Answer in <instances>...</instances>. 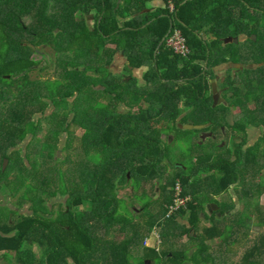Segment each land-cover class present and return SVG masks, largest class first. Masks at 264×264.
<instances>
[{
	"label": "trees",
	"instance_id": "16d2710c",
	"mask_svg": "<svg viewBox=\"0 0 264 264\" xmlns=\"http://www.w3.org/2000/svg\"><path fill=\"white\" fill-rule=\"evenodd\" d=\"M149 1L0 0V116L4 117L0 122L21 124L0 127V134L18 142L31 135L29 150L21 158L16 150L9 155L0 151V187L19 192L33 210L18 218L0 202V252L7 256L14 253L17 263L134 264L132 249L156 230L161 243L159 247L143 246L142 264H218L208 252L207 242L220 239L225 250L230 242L248 238L252 219L245 210L252 201L259 224L264 226V205L259 203L264 184H243L246 174L256 176L264 169V162L255 165L258 162L252 160L249 150L225 147L216 152L210 146L196 150L197 166L188 172L179 168L167 173V167L161 165L168 157L164 137L178 139L177 133L188 131L180 129L181 125L209 124L212 138H220V126L227 125L224 115L230 107L242 105L228 99L229 106H214L210 80L215 77L214 68L228 61V51L220 49L227 34L216 35L213 28L214 39L207 41L200 34L202 25L213 22L216 13L231 3L240 11L259 14L252 19L248 16V21L245 14L239 16L237 30L231 35L246 36L248 30L249 37L252 31L256 37L253 57L264 62V0H172V13L167 0L163 9L146 11ZM92 12L93 28L85 19ZM173 27L185 37L190 50L187 58L173 55L165 46ZM39 46L54 53V60L45 64L55 68L54 80L29 76L34 67L43 68L31 57ZM120 55L128 61L123 67L125 78L112 71ZM132 69L144 70L142 80ZM255 72L264 80V63ZM245 84L250 86L247 81ZM223 86L235 90V79L229 75ZM98 96L107 97L108 103L99 101ZM76 99L83 106L77 114L69 107ZM49 109L53 110L49 113ZM76 127L83 130L79 138ZM39 132L47 135L46 140L36 139ZM65 134L76 141L72 147L78 160L64 168L55 166L54 153L60 149L58 135ZM4 157L9 159L6 168ZM197 171L214 174L206 173L205 182H197ZM162 177L165 181H158L161 192L144 204L148 210L142 212V219L130 214L118 196L121 187L130 182L138 188L141 182ZM207 180L221 192L243 184L236 196L244 209L234 212L233 203L223 202L221 210L211 195L219 209L205 213L198 193L199 185ZM176 182L190 201L167 216ZM89 189L92 196L87 195ZM57 193L68 196L65 210L43 216L50 212L48 199ZM183 220L186 222L181 223ZM202 220L210 225L199 234ZM115 233L128 234L118 241ZM184 236L188 241L177 244ZM35 244L41 248L39 259L31 253ZM191 244L196 249L190 252ZM238 264H264V233Z\"/></svg>",
	"mask_w": 264,
	"mask_h": 264
},
{
	"label": "rangeland",
	"instance_id": "374dc122",
	"mask_svg": "<svg viewBox=\"0 0 264 264\" xmlns=\"http://www.w3.org/2000/svg\"><path fill=\"white\" fill-rule=\"evenodd\" d=\"M85 19H86L88 26L93 28L94 14L86 15ZM251 45H253L252 47V51H253L254 46L256 44H254V41H253V44ZM36 50L37 51L34 54H32L31 57L34 61L41 62L43 68L40 69V66L34 67L32 71L29 73L30 78L33 80H36V79L54 80L55 79V68L45 66L46 63L52 62L54 60L53 51L50 48H45V47L43 48L41 46L36 48ZM117 58L118 59H116V62H118V64L116 62L113 64L112 71L114 73H120V75L125 78L126 72L124 71L123 67L128 65V61L126 60V58H124V56H121V55L118 56ZM122 59H125V61H123ZM259 61H262V60H257L252 55L250 54L248 55L247 63L249 65H255L256 63L257 64L264 63V62H259ZM255 69L257 70V68L248 69L247 71L240 70L238 74H236V77L233 78L235 79V82H236L235 90L231 91L229 89L227 91L228 96H227V93H224V97H226L229 100L231 99L232 103H235V100L239 101V103L242 104L241 105L242 107L244 105L242 103L243 100H247L248 97L251 96L256 91L263 92L264 91V80H262L263 78H258L257 77L258 75L257 76L254 75L256 73ZM132 70H133L134 76H136L139 80H142V77L144 75V70L143 69H140V70L132 69ZM245 81L249 82L250 84L249 87L246 86ZM96 98H98L99 101H102V103H105V104L108 103L107 97L98 96ZM72 99L73 98H71L70 101H72ZM77 105H79V103L76 99L74 106L76 107ZM69 107H71L70 109L72 110L73 108L72 103L69 105ZM125 107H126L125 104L121 105V110L124 112L127 109ZM216 107L222 108V104L216 105ZM137 108L138 107H136V109ZM52 110L53 109H49L48 110L49 113ZM52 125H55V123H52ZM184 133L185 134L177 133L178 139H175L174 141L171 138L172 137L171 135H169V137L167 138L164 137L165 143H166V144L164 143V145L168 151V157L167 156L165 157V160L161 162V165H165L167 167V173H171L173 170H176L179 168L183 169V171L185 172H188L190 167L196 168L197 166L196 165L197 164L196 155H195L196 150L197 151L198 150L202 151L201 149L208 150V146H210L213 149V151H216V152H220L221 148L225 149V147L234 149V144L232 143L230 139V135H229V131L227 127L226 129H224L225 135H220L221 138H217V139H213L212 137L208 135L207 136L209 138H204L203 133L194 132V130H188L187 132H184ZM82 134H83L82 128L76 127L75 136L79 138ZM46 136L47 135H45L44 132L42 133L39 132L37 133L36 139H40L41 141H44L47 138ZM63 136L58 135L59 144H60V149L58 151H60V155H58V151H56L54 154L57 156V158L55 159L56 160L55 166H61L65 168V167H69L71 163L75 161V159L77 161L78 155L76 154V157H75V154H74L75 150L72 147L76 144V141L73 139V142H72L71 140L72 136L68 137L66 134L64 137ZM201 139L204 142L202 144H199L197 140L200 141ZM194 140L197 141V144L194 143ZM20 145H21L20 146L21 148L14 147V150L17 151L18 158H21V156H24L25 150L26 152H28L29 150L28 146L26 145V141L21 143ZM10 153H13V152L9 150L8 154ZM8 164H9V160H7L6 167L8 166ZM50 166H54V165L50 164ZM196 173H197L196 175L197 182H200V180L202 179H203L202 182H205L204 178L206 176L214 174L213 172H206L208 175H205L206 173H203L201 171H197ZM218 174L219 173L216 172V177H218ZM245 176L246 178L243 184L248 183V181H253V182L256 181L257 183L264 184V169H262L260 173H258V175L256 174V176L254 174L251 175L250 177H248V174H246ZM161 180L162 182H164L165 178L164 177L157 178V179L153 178V179L145 181L144 184L141 182L138 188L133 187L130 182L125 183V185L121 187V189L118 192V196L119 198L124 200L125 202L124 206H126L130 214H132L133 216H136L138 219H142L140 215H142L143 211L148 210L144 204L151 202V200L153 199H157L161 192L159 188V182H158V181L161 182ZM206 182L207 184H209V188L206 187L207 184L206 186L199 185V190L201 193H198V196L201 199L203 211L207 214H210L214 210L213 205H217V204L212 202L210 198L211 194L208 191V189L211 190L210 186H214L212 185L213 182H210L209 180H207ZM243 184L236 183L235 186L231 187L228 191L221 192L220 190H216L215 199L218 201L221 210H224L225 208L223 202L227 204L230 202L231 204L233 203V209L235 210L234 212H241V210L244 209V206L240 203V200L237 201L238 198L236 196V193H237L236 190L242 187ZM195 187H198V183L195 185ZM260 188H262L261 190H263V187H260ZM89 190L90 191L87 192L88 193L87 195L92 196L93 193L91 189ZM219 191L220 193H218ZM67 198H68L67 195H62L60 193H57L54 196H51V198L48 199L49 201L47 202L49 203V208H51L50 214L47 213V214H44L43 216H49V217L56 216L57 213H60L63 210H65L66 208L65 201L67 200ZM0 202L1 204L6 205L9 209L15 211L18 218L21 215H24L26 213H31V211H33L31 207V203L28 200H23L19 192L17 193L9 192V189L5 185L0 187ZM259 203L261 207L264 205V192L259 196ZM81 209L82 208H79V210ZM218 209H219V206H218ZM151 210L154 212L157 211V209L155 208ZM121 212L124 213V211H121ZM245 213L247 215H250V219H252L251 224H250L251 227L249 231H247L248 238L246 239L241 238L240 242H236L233 244L230 242L229 245L225 247L226 248L225 250H224V247H222L223 243L221 242L220 239H214V240L207 242V245L209 246L208 252L212 253V255L215 257L218 264H238L240 261V257L244 254V252L247 251V249H249V247H251V245H253L257 241L260 234L264 233V226L259 224L261 222V220H259V213L255 211V201H252L251 207L246 209ZM185 222H186L185 220L181 221V223H185ZM207 225H210V222L202 220L199 223V226L197 229L198 233L199 234L202 233L203 228L206 227ZM127 234L126 233H115V236H116L115 239L118 241H121L126 237ZM153 235L154 234L152 232L149 235V237H147L144 240V243L140 242L138 243V246H135L132 249L131 259H130L132 263L142 264L143 246H147V245L153 246L155 245V243H157V239L155 240ZM187 241L188 239L186 238V236H184L183 238H181V240L177 242V244L179 245L184 244ZM191 245H193V248L190 249V252L196 249V246L194 244H191ZM161 248L162 249L164 248L163 244H161ZM31 253L37 259H39L42 253L41 248L37 244H35L31 247ZM9 254L10 255L7 256L3 252H0V264H21V263L16 262L14 253H9ZM69 263L73 264L71 260H69ZM149 264H154V263L150 262ZM162 264H167V263H162Z\"/></svg>",
	"mask_w": 264,
	"mask_h": 264
},
{
	"label": "flooded vegetation",
	"instance_id": "af4514ba",
	"mask_svg": "<svg viewBox=\"0 0 264 264\" xmlns=\"http://www.w3.org/2000/svg\"><path fill=\"white\" fill-rule=\"evenodd\" d=\"M118 59V58H117ZM118 64V62H116ZM232 74V78L236 77L238 74V70ZM230 75V74H229ZM229 75H226L220 85V90L227 92L228 87H224L223 83L226 79L229 78ZM257 76V75H256ZM258 78L261 75L257 76ZM255 78V77H254ZM244 104L242 107H230L229 111L224 115V119L227 125H221L217 134L221 138L220 135L224 134V129L228 128L230 139L234 144L235 150H249L252 154V160L258 162L255 165H260L261 162H264V91H256L251 96L248 97L247 100H243ZM83 108L81 105L74 106L72 110H76V114ZM1 119L4 120L3 116H0ZM20 126V123H4L0 122V127L8 126ZM236 125H240V127H236ZM242 128V129H241ZM241 129V130H240ZM202 133L206 138L213 136V131L205 127L202 129ZM209 132V133H208ZM31 135H26L23 141L18 142L15 137L5 135L4 133L0 134V151L8 154V151H14L15 144L18 143L16 147L21 148L20 144L26 141V145L30 142ZM6 147V148H5ZM233 149V148H232ZM239 152V151H238ZM12 154V153H10ZM240 154V153H239ZM255 154V155H254ZM9 160L4 157L3 162ZM7 163V162H6ZM6 167V165H4ZM51 210V208H50ZM28 214V213H26ZM50 214V212H49Z\"/></svg>",
	"mask_w": 264,
	"mask_h": 264
},
{
	"label": "crops",
	"instance_id": "0c3cea01",
	"mask_svg": "<svg viewBox=\"0 0 264 264\" xmlns=\"http://www.w3.org/2000/svg\"><path fill=\"white\" fill-rule=\"evenodd\" d=\"M165 4H166L165 0H151L149 1L148 9L146 11H155L157 9H163ZM91 14L95 15V12H92ZM244 14L246 16V21H248V16L251 19L254 18L255 16L259 17V14H255L252 10H250L249 12L245 10L240 11L236 3L234 4L231 3L229 4L228 8L226 9L223 8L221 9V12L216 13V16L214 17L213 22L211 23L205 22L202 25L200 34L207 41H211L214 39L213 32H212L213 28H215L216 35L217 34H227V36L224 37L221 41L220 49L222 51H228L226 55V58L228 61L219 65L213 70L215 74L214 80L217 82V86L219 89L226 75L234 74L236 72L235 70H238V71L244 70L245 68L244 69H236V68L247 66L245 64L247 62L248 55L250 54L254 56L253 51H252L253 45L251 44H253V41L255 42L256 40H255L254 34H252L253 33L252 31H250L251 35L249 37L247 36L248 30H247L246 36L241 35L239 37H233L231 35V33L237 30L238 17ZM238 59L240 61H238ZM236 64L239 65L240 67H236ZM224 93H227V92L223 90L221 94V98L223 100H220L219 103L225 106H229L228 99L224 97ZM227 96H228V93H227ZM203 186H206V183L203 184ZM210 188L211 190L208 189V191L210 192L211 195H213V193L216 192L215 191L216 189L213 188V186H210Z\"/></svg>",
	"mask_w": 264,
	"mask_h": 264
},
{
	"label": "built area",
	"instance_id": "2783aa9c",
	"mask_svg": "<svg viewBox=\"0 0 264 264\" xmlns=\"http://www.w3.org/2000/svg\"><path fill=\"white\" fill-rule=\"evenodd\" d=\"M167 6L170 13L174 11V4L172 0H167ZM165 46L171 53L175 56L186 58L189 53V47L187 46L185 37L182 35L181 31L176 27L171 28L168 36L165 39ZM190 201L189 195L182 194V187L179 182H176L173 186V200L172 203L167 208V216L173 214L181 207H186L187 203ZM153 237L155 240L157 239V243L155 245L149 247H159L161 240L157 235L156 230L153 232Z\"/></svg>",
	"mask_w": 264,
	"mask_h": 264
},
{
	"label": "water",
	"instance_id": "95a60500",
	"mask_svg": "<svg viewBox=\"0 0 264 264\" xmlns=\"http://www.w3.org/2000/svg\"><path fill=\"white\" fill-rule=\"evenodd\" d=\"M163 41L160 43V45L163 44ZM31 47H33V46L31 45ZM122 60L125 61V59H122ZM261 65L262 64H255V65H250V66H243L241 68H236V69H244V68L245 69H253V68H257L258 66H261ZM236 67H240V66L236 64ZM210 82H211L212 96H213V99H214V106H216V105L220 104L219 103L220 100H223L221 98L222 90H220L218 88L217 82L214 79L210 80ZM96 89H105V88L104 87H96ZM208 125L209 124H207V125H184V126H179V127L182 128V129H188V130H193V129L201 130V129H204L205 127H207ZM208 136H210V135H208ZM203 137L206 138L204 135H203ZM58 155H60V151H58ZM6 162L7 161H5L4 165H6ZM213 206H214V210L215 211L218 210V206L217 205H213ZM31 213H33V211H31Z\"/></svg>",
	"mask_w": 264,
	"mask_h": 264
}]
</instances>
